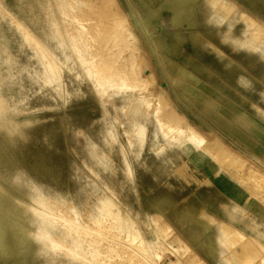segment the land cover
Returning a JSON list of instances; mask_svg holds the SVG:
<instances>
[{
	"label": "rangeland",
	"instance_id": "rangeland-1",
	"mask_svg": "<svg viewBox=\"0 0 264 264\" xmlns=\"http://www.w3.org/2000/svg\"><path fill=\"white\" fill-rule=\"evenodd\" d=\"M3 1L6 9L10 10L13 15L15 14L18 16L23 24L26 22L24 26H30L31 28H29L33 30L40 40H45L46 43L51 46L50 49H53L52 51L59 52L56 45L58 40L53 37L51 31L53 25L50 23L49 17L47 18V14L45 12L43 13L44 9L42 5H45L44 1L46 0ZM52 1L55 13L60 19L63 18L61 9L55 4L54 0ZM118 1L126 11V16L125 14L121 16L122 19H126L121 27L127 25L126 27L131 33V37L129 36L130 38L135 34L133 37L134 40L130 39L128 36L124 39L122 36L118 42L120 41L121 44H126L129 40H132L134 44L133 42L129 43L130 45L132 44L131 46H134V48L126 47L128 50L130 49V51L126 49L123 50L125 48L123 45V48L116 51L115 47L117 45H113L112 47L115 48L117 53L116 56L121 62L123 59H126L125 62H127V59L129 61V59L132 60V58L136 56V61L139 62L138 67H140L142 71L145 70V73L149 75L146 76L145 85L142 90L152 91L155 94L154 100L159 97L164 103H168V105H171L177 111L171 103V97L178 102L182 100L185 101V99L189 97L184 90L178 88L179 84L175 81L176 79L183 83L182 75L180 73L173 74L165 71L169 70V66L172 64V57L170 55L179 54V51L182 49L191 52L205 51L207 54L214 53L212 52L213 50L217 53H223L226 49L227 51L230 49H237L244 50L249 54L248 60L250 62L247 64L250 65L251 69L254 71L256 70V72L252 73L248 71L243 64L232 67V69L221 72L220 74L228 82L232 83L236 90L246 97V100L248 99L254 102L258 112L264 114V38H255L254 35L257 32V30H255L256 28L249 26L245 22V19L241 18L238 14L233 15L232 18L228 17L227 19L230 21H228L227 24L219 22L218 15L221 14V10H225V4H227L224 0H216V4L220 6L219 10L216 6L205 8L206 17L203 21L199 22V24L201 23L203 25L204 29H202V27H198L197 29L193 28L196 31L195 39L189 36V30L185 29L186 25L184 23H178V9L171 2L154 0L153 5L156 9V16L149 19L142 18L141 20V16L143 15L138 3L133 4V0ZM202 2L203 0L198 1L199 7L202 5ZM235 3H238L234 8L235 10L237 9L239 12V7L241 8L243 6L244 9L247 7L246 11L248 10V12L257 18L264 26V0H236ZM221 17H223V15H221ZM215 18H217V21ZM12 20L9 14L0 13V35H3L0 43L9 47L6 51L0 49V54L2 55V57H0V73L5 77H3L4 82L2 81V91L7 96V102H10L7 103L6 111L2 113L4 117L2 116V119L0 118V180L3 181V185L10 188L12 193H15L14 189H17L19 192L16 195L22 197L27 202L26 204L33 203L34 196L36 200H39L41 203H49L46 200L49 199L52 201L51 198L58 200L61 196L67 197L74 201V204L78 207V211L83 214L81 217L84 218H89L91 213H95L96 202H99V197L107 195L118 196L123 210L132 213V217L136 220L144 236L153 242L161 241L160 238L153 234L148 225L149 213H161V211H158L156 207L151 208L150 202L140 200L138 194L134 193L135 178L133 177V169L144 163V156L148 153L144 154L141 152L142 155H140L139 158L137 157L139 146L136 145L131 149L126 142L128 140L127 132L130 131L131 128L130 122L134 117L137 116L136 118L144 121L148 126L147 132L151 134L153 130L156 129L155 126L157 123L155 118H153L155 116L150 114L148 119L145 118L146 114L144 115L140 112L136 113L134 108L135 106L137 107V104L135 105L129 98H115L112 95L115 93L113 89L108 92L105 90L98 91L96 88L94 89V82L92 80H78L74 76V72L69 71L67 66L63 67L65 70L62 72V74L65 75L66 83L70 86V92L67 93V95L65 94L63 98L62 96L59 97L56 94L57 91L48 86H45V88H50V91L56 94L55 97L51 95L44 97L41 89V91H35L34 93L31 90V86L38 87L42 84L47 85L39 77L43 75V65L39 61L37 50L29 45L30 41L25 38L27 37V33H25V36L22 24H17V22ZM239 22L243 25L240 26L238 24ZM65 24L66 23L61 21L62 27H64ZM143 25L147 28L150 37L153 36L154 38H158L163 36L166 41V46H157L155 42L148 40ZM65 35L67 36V34ZM180 35L185 38H180ZM105 36L104 38L101 36H94L93 41L95 42L96 39H99L100 43L103 40V42H106ZM103 42L101 45H103ZM53 46L55 48H53ZM7 52L12 53L18 61V63L13 64L14 66H10L7 62H3L6 61L5 57ZM129 53L131 54L130 58ZM161 55H167L170 58L159 57ZM30 56H32V58ZM2 59L3 61H1ZM224 61H228L227 64H238L242 62L239 58L235 57L225 58ZM150 66L154 68L160 67L162 71L147 72L146 70L150 69ZM26 67L28 68L27 70ZM78 68L81 70L83 69L79 64ZM214 68L218 70L217 67L214 66ZM82 73L85 74L86 72ZM8 74H13V76H9ZM37 76L40 78V81L31 79V77L36 78ZM70 76L74 80H71ZM165 82L169 85V89L166 88ZM158 94H161V96H156ZM20 99L22 100L21 103ZM23 104L25 106H23ZM128 104H130V106L134 104L130 112H126L124 108L128 106ZM14 108H20V110L18 111V109ZM64 110H69L68 118L63 117ZM177 113L183 118L181 120L182 123L191 124L185 115L178 111ZM27 118H30V120H26ZM171 118L173 120L175 116L171 115ZM108 126L113 128L117 138L122 141L123 146L120 147V144L116 142L107 141V138H109L107 131ZM133 135L139 136V134L135 132ZM206 137L208 136L206 135ZM134 139L136 140L135 137ZM151 139L155 138L148 136L146 144H152ZM164 141L163 137L162 142ZM217 141H221V143L218 142L214 144L212 148L208 150L209 152L205 149H200L212 155L223 169L228 171L264 203V168H261L250 158L231 148V146L221 139L217 138ZM159 143L161 142L159 141ZM177 146H179V144ZM94 148H96V150ZM128 148H130L132 152H128ZM93 153L103 155L104 162L101 163V161L98 162L96 159L94 160L93 158L95 156L93 155L95 154ZM175 155L176 154L173 156L174 158ZM169 159L171 160L170 157H165V161ZM160 162L161 158H158L152 162V165L159 167L161 166ZM129 164L132 171L128 169ZM3 170L12 172V175L6 177ZM32 180H35V183H40L41 185L39 186L41 188L37 185L35 186ZM31 186L33 188L35 186L37 190L33 189ZM109 187L114 189L115 194L109 191ZM57 189L58 191L60 189L61 192H56L55 190ZM34 192H36V194ZM52 203L54 204V202ZM26 212L29 214L30 210ZM90 217L92 218V216ZM161 217L169 223V226L164 224L166 229L170 227L174 231H177L166 217H163V215ZM230 217L236 222L244 218L245 224L249 227H253L254 230H258L259 234L255 232L254 236H251L239 228H236L235 232L244 235L242 241L234 246H228L224 239L222 241L224 248H221V245L217 250L218 263L208 262L178 231L177 233L190 246L192 249L191 252L193 254L197 252L198 254H196L198 257L204 258L208 264H260L264 259V248L259 245L256 240L264 245V226L253 214L247 212L237 204L232 205ZM31 218L32 217H28V220L30 221ZM261 226H263V229H261ZM167 248H169V251L163 249L164 255L161 259V261L166 264H177L179 261H185L186 264H202V261H204L201 258V262L195 260L189 262L187 261L188 255L184 254L183 257H181L175 252L174 246L169 245ZM241 252H245L249 257L241 259ZM44 258L43 256H39L36 259L30 258V261L31 264H46ZM0 264L20 263H16V257L9 258L0 254Z\"/></svg>",
	"mask_w": 264,
	"mask_h": 264
},
{
	"label": "bare ground",
	"instance_id": "bare-ground-1",
	"mask_svg": "<svg viewBox=\"0 0 264 264\" xmlns=\"http://www.w3.org/2000/svg\"><path fill=\"white\" fill-rule=\"evenodd\" d=\"M44 2L45 5H42L44 9L43 13L45 12L47 14V18L49 17L48 19L53 25L52 30H50L52 31L53 37L58 40L56 45L59 52L52 51L53 49H50L51 46H49L45 40H40L33 30L30 29V26V28L24 26L26 22L24 21L25 23L23 24L18 16L15 14L13 15L10 10L5 8L4 1L0 0V13L9 14L13 19L12 21L17 22V24H22L24 35L26 36L25 33H27V37L25 38L30 41L29 45L37 50L39 61L43 65V75L39 77L47 85L42 84L38 87L31 86V90L34 93L41 89L42 91H40L44 97L49 95L55 97L57 94L59 97L62 96L63 98L65 94L67 95V93L70 92V86L66 83L65 75L62 74L65 70L63 67L67 66L69 71L74 72V76L78 80H92L94 82V89L96 88L98 91L105 90L107 92L113 89L115 93L112 95L115 98H129L135 105L137 104V107L135 106L134 108L136 113L140 112L144 115L146 114L145 118L148 119L150 114L154 115L158 130L164 137L165 144H169L170 146H177L179 144L180 146L185 143H192V145L194 144V146L208 151L214 144L218 142L221 143V141H217V138L210 139L206 137L204 133L193 125L182 123L181 120L183 118L171 105L164 103L159 97L154 100L155 94L152 91L142 90L145 85L146 76L149 75L145 73V70L142 71V69L138 67L139 62L136 61V56L133 57L132 60L129 59L128 61L127 59V62H125L126 59H123L121 62L116 56V51L123 48V45L125 47L123 50H128L126 47L134 48V46H131L132 44L130 45L129 43L133 41L129 40L131 33L126 27L127 25L121 27L122 23L126 20L122 19L121 16L123 14L126 16V12L118 0H54L55 4L61 9V14L63 16L61 19L55 13L52 5L53 1L46 0ZM233 10V7L229 4H225V10H221L220 12L223 14V17L218 15L219 22H223ZM238 15L245 19V22L249 26L256 28L255 30H257V32L254 35L255 38H264V27L256 18L249 16L242 10L238 12ZM61 21L66 23L64 27L61 26ZM134 35L135 34H133V37ZM2 36L0 35V40ZM94 36H101L102 38L105 36L106 42H103V40V45H101L102 42L100 43L99 39H96L94 42ZM122 36L124 39L126 36H130L128 38L129 42H126V44H121L120 41L118 42ZM133 37L130 39H133ZM113 45H117L115 47L116 51L115 48L112 47ZM7 48L9 47L0 43L1 50L6 51ZM53 48L55 47L53 46ZM128 51H130V49ZM130 53L129 58L131 57ZM0 57H2L1 54ZM30 57L32 58V56ZM5 58L6 61H3V59L1 61L7 62L10 66H14L13 64L18 63L14 55L10 52H7ZM78 64L83 67L82 70L78 68ZM27 67L26 70L28 69ZM82 72L86 73L83 74ZM8 75L13 76V74ZM3 77V74L0 73L1 119L3 116L2 113L7 109V103H10L9 101L7 102V96L2 91ZM37 77H31V79L40 81V78ZM70 79L74 80L71 76ZM45 86L53 88L57 93H52L50 88H45ZM159 95L161 96V94L156 96ZM21 102L22 100L20 103ZM23 106L25 105L23 104ZM133 106L134 104L131 106L128 104V106L124 108L126 112H130ZM14 109L20 110V108ZM68 111L64 110V118H68ZM171 115L175 116L173 120ZM136 117L130 122L131 128L130 131L127 132L128 140L126 142L131 149L136 145L140 146V149H143L144 144H146L148 126L144 121ZM26 120L29 121L30 118ZM107 131L109 136V138H107L108 142H116L120 144V147L123 146L122 141L117 138L111 126L107 127ZM134 132L139 134L138 137L134 136L136 140L132 137ZM158 133L156 134L157 137H155L153 144H157L160 140V138H158ZM162 147L160 150L163 149ZM94 149L96 150V148ZM138 151L137 157L142 155V151ZM93 154H95L93 155L95 156L93 158L94 160L96 159L98 162L101 161V163L104 162L103 155L98 153ZM128 169L132 171L130 164L128 165ZM4 175L8 177L12 175V172L4 171ZM34 181L35 180H32L35 186L41 185ZM35 186L34 188L31 187L37 190ZM108 189L111 193L115 194L113 188L109 187ZM14 190L15 193H12L10 188L4 186L3 181L0 180V254L9 258L16 257V263L31 264L30 258L36 259L39 256H43L45 257L44 260L46 264H166L161 261L164 255L163 249L167 251L169 249L167 247L172 245L175 247V252L181 257H183L184 254L188 255L187 261L191 262L195 260L201 262L203 259L204 261H202V264H208L204 258L198 257L197 252V254L191 252L192 249L186 241L179 236L177 231H174L170 227L169 229L165 228L164 224L169 226V223L161 217L163 215L162 213H149L148 224L153 234L160 238L161 241L153 242L147 239L138 227L136 220L132 217V213L123 210L118 196L100 195L99 202H96L95 213L89 214L92 218L90 216L89 218H84L81 217L83 214L78 211V207L74 204V201L67 197L61 196L59 197L60 200L49 197L52 201L48 199L46 201L49 203H41L39 200H36L34 196L33 203L26 204L27 202L22 197L16 195L19 191L17 189ZM55 191L61 192L60 189L59 191L58 189ZM34 193L36 194V192ZM52 202H54V204ZM27 210H30L29 214L26 212ZM28 217H32L30 221ZM163 217L165 216L163 215ZM216 219V217H213L214 221ZM220 230L228 246L239 244L244 236L242 233L235 232L236 227L227 222H221ZM256 241L264 248L263 244L258 240ZM240 256L241 259L249 257L245 252H241ZM177 264H186V262L179 261ZM260 264H264V259Z\"/></svg>",
	"mask_w": 264,
	"mask_h": 264
},
{
	"label": "crops",
	"instance_id": "crops-1",
	"mask_svg": "<svg viewBox=\"0 0 264 264\" xmlns=\"http://www.w3.org/2000/svg\"><path fill=\"white\" fill-rule=\"evenodd\" d=\"M165 1L177 7L178 23L186 25L185 29L189 30V36L193 39L196 38V31L193 28L204 29L199 22L206 17L205 7L216 6L218 10L220 9L216 0H203L200 7L199 0ZM224 1L233 9L238 4L235 3L236 0ZM132 2L138 3L141 7L143 15L141 20L156 16L154 0H133ZM246 9L243 6L239 7V10L252 16ZM232 12L227 18L238 14L237 9L233 14ZM221 15L223 14L219 16ZM227 18L223 20L224 24L230 21ZM212 20L214 21L213 17ZM238 24L243 25L241 22ZM144 29L148 40H152L157 46H166L163 36L150 37L145 26ZM179 37L185 38L181 35ZM180 51L179 54L170 55L172 64L169 70L165 71L182 75L183 83L176 79L175 81L179 84L178 88L184 90L189 97L179 102L171 97L173 106L208 137L221 139L231 148L264 168V114L258 112L255 108L256 104L246 100V97L220 74L243 64L248 71L256 72L247 64L250 62L249 54L237 49L229 51L226 49L223 53L213 50L214 53L209 54L205 51L191 52L186 49ZM159 57L170 58L167 55ZM228 57L239 58L242 62L227 64L228 61L224 60ZM214 66L218 70H215ZM146 71L151 73L162 70L160 67L150 66V69ZM165 84L169 89V85L166 82ZM156 129L151 134L148 133L147 137H157L156 134L159 132L157 124ZM161 136L159 132L158 138L161 143L153 144L154 139H151L152 144H144L143 149L138 147L140 152L148 154L144 156V163L133 169L134 193L138 194L140 200L150 202L151 208L156 207L161 211L180 235L208 262L218 263L217 250L221 245V248H224L222 241L225 238L220 232L221 222H227L251 236H254L255 232L259 234L258 230L245 224L244 218L239 222L231 219L232 205L241 206L264 226V203L223 169L220 163L205 150H201L192 143L170 146L165 144V141L162 142L163 136ZM161 147L162 150H160ZM128 152H132L130 148ZM174 154H176L175 158ZM165 157H170L171 160L165 161ZM158 158H161V166L152 165V162ZM213 217L217 219L214 221Z\"/></svg>",
	"mask_w": 264,
	"mask_h": 264
}]
</instances>
